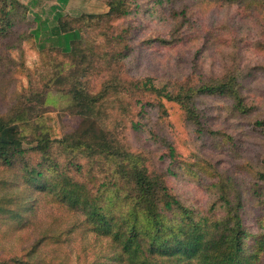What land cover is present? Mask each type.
<instances>
[{"label":"rangeland","instance_id":"1","mask_svg":"<svg viewBox=\"0 0 264 264\" xmlns=\"http://www.w3.org/2000/svg\"><path fill=\"white\" fill-rule=\"evenodd\" d=\"M2 1L20 14L13 30L0 34V115L12 111L21 99L28 106L31 118L21 124L23 148L33 145L28 141L39 131L59 138L80 127L77 103L60 89L80 71L85 91L105 93L98 110L112 112L111 125L120 144L136 152L150 172L164 176L186 206L221 215L222 180L238 189L250 251L258 264H264V180L257 176L264 170V133L255 124L264 115V8L226 0H125L127 15L93 20L91 36L79 52L64 55L47 51L45 41L30 34L34 15L52 19L56 0L35 5L31 0ZM108 1L69 0L63 11L72 17L105 14ZM61 70L68 79L56 87ZM238 70L243 72L241 92L250 111L236 110L229 95H200L198 107L209 132L197 131L177 103L164 101L167 114L161 116L163 110L149 104L158 102L155 95L129 89L149 77L159 86L176 89L220 80ZM166 143L175 147L176 159ZM30 158L28 164L33 162ZM22 164V157L15 158L13 167L0 169V178H13L12 170ZM93 173L103 176L97 168ZM24 193L22 184L0 185V207L14 209L0 215V260L8 264L29 262L30 247L55 224L53 210L46 207L23 227L19 221L26 220L17 213ZM80 239L78 235L73 241H41L32 260L72 263L85 243Z\"/></svg>","mask_w":264,"mask_h":264},{"label":"trees","instance_id":"2","mask_svg":"<svg viewBox=\"0 0 264 264\" xmlns=\"http://www.w3.org/2000/svg\"><path fill=\"white\" fill-rule=\"evenodd\" d=\"M31 1L33 5L39 4V0ZM56 1L51 6L52 19L42 20L39 13L34 15L30 34L35 40L43 39L42 45H47L44 47L47 51L64 55L79 52L91 36L93 20L99 22L129 13L125 0H109L110 9L105 14L72 17L63 11L69 0ZM226 2L264 8V0ZM18 14L9 3H0V32H3L0 34L13 30ZM80 73L75 71L71 74L72 80L60 87L73 96L79 107L75 113L81 116L82 122L75 133L56 138L49 132L39 131L28 141L33 145L23 148L26 137L21 124L31 118L30 111H26L28 106L21 99L12 111L0 115V169L8 170L14 166L15 158H23V164L12 170L13 178L10 175L0 178V185H23L24 198L18 204L21 211L17 214L26 221L20 220V224L23 227L32 224L30 216H36L41 208L50 207L55 215V224L30 247L31 258L22 264H41L40 258L32 260L41 241L47 244V241H73L78 235L85 243L75 254L76 260L67 264H258L257 255L250 251L247 241L249 233L243 222V201L238 189L222 180L221 215L186 206L164 176L150 172L136 152L120 144L117 131L111 125L112 112L98 110L105 93L85 91ZM60 74L62 80L53 83L56 87L68 79L63 70ZM243 77V72L231 71L220 80L181 84L176 89L159 86L149 77L136 81L129 89L155 95L158 102L149 104L163 110L161 116L167 114L164 101L177 103L197 131L209 132L198 107L199 96L229 95L234 99L236 110L250 111L241 92ZM255 124L264 133V115ZM166 145L176 159L175 147L171 143ZM31 156L33 162L28 164ZM262 164L264 168V153ZM95 168L102 177H96ZM92 173L93 177H87ZM257 176L264 180V170ZM41 201L44 206L40 205ZM13 211V208L0 207V215ZM0 264L8 262L0 260Z\"/></svg>","mask_w":264,"mask_h":264}]
</instances>
